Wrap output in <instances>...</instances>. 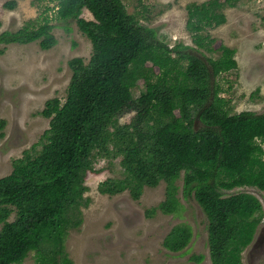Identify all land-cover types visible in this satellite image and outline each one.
Listing matches in <instances>:
<instances>
[{"label":"trees","instance_id":"obj_1","mask_svg":"<svg viewBox=\"0 0 264 264\" xmlns=\"http://www.w3.org/2000/svg\"><path fill=\"white\" fill-rule=\"evenodd\" d=\"M223 3L188 5L186 27L193 45L170 47L122 0L58 1L56 18L76 21L92 43V55L88 63L82 57L69 61L65 100L46 101L42 115L51 120L41 149L26 150L13 161L11 173L0 178V264H22L31 251L36 264H72L64 240L69 229L81 225L82 207L90 204L85 180L94 168L93 156L103 155L112 142L122 156L124 175L101 182V193L129 190L139 199L145 186L164 181L166 199L159 208L179 212L176 183L184 172V197L194 195L209 220L213 264H242L241 253L264 210L252 193L225 192L242 186L264 190V151L256 143L264 138V113H233L221 95L218 76L238 67L236 50L217 46L209 32L226 22ZM17 4L10 0L4 6ZM85 8L93 20L81 16ZM53 28L45 17L38 27L29 23L3 31L0 45L39 41L47 50L57 43ZM138 73L145 90L135 97ZM131 111L136 112L132 122L120 124L119 118ZM4 124L0 121L1 128ZM191 237V228L175 227L164 245L179 251Z\"/></svg>","mask_w":264,"mask_h":264},{"label":"rangeland","instance_id":"obj_2","mask_svg":"<svg viewBox=\"0 0 264 264\" xmlns=\"http://www.w3.org/2000/svg\"><path fill=\"white\" fill-rule=\"evenodd\" d=\"M7 1L10 0H0V33L18 31L29 23L38 27L49 17L57 43L47 50L40 47L39 41L0 45V121H5V126L0 127V178L11 173L13 161L26 150L35 145L41 149V136L51 120L42 115L46 101L51 98L64 101L72 76L69 61L82 57L88 63L92 55V43L76 21L56 18L59 0H17L14 9L4 6ZM122 1L141 24L154 29L160 41L173 47L177 43L193 45L186 27L187 7L208 0ZM222 1L221 12L226 22L209 32L216 38L217 46L236 50L238 67L218 76L221 95L228 100L233 113H264V16L261 14L264 7L258 0ZM81 16L94 19L86 8ZM214 56L218 57L219 53ZM146 66L153 67L155 74L161 73L151 62ZM143 90L144 78L138 73L134 96L138 97ZM135 114V111L123 114L119 123H131ZM121 159L114 142L103 155L93 156L94 168L85 180L88 186L85 196L90 204L82 207L81 225L69 229L64 240V254L72 264H192L189 260L193 255H205L206 262L212 264L208 219L194 195L184 197V172L176 183L182 207L179 212L164 213L159 208L166 199L164 181L155 187L145 186L139 199H133L129 190L115 195L99 191L101 182L123 177ZM238 192L252 193L264 204V190L256 187L242 186L225 193ZM14 218L15 213L9 219ZM183 225L193 231L189 246L180 252L167 249L166 237L173 228ZM22 264H36L35 251Z\"/></svg>","mask_w":264,"mask_h":264},{"label":"flooded vegetation","instance_id":"obj_3","mask_svg":"<svg viewBox=\"0 0 264 264\" xmlns=\"http://www.w3.org/2000/svg\"><path fill=\"white\" fill-rule=\"evenodd\" d=\"M261 203H262V201H261ZM262 207L264 210V204L263 203H262ZM206 217H207V215H206ZM207 219H208V217H207ZM208 224H209V220H208ZM191 232H192V237H193L192 229H191ZM192 237H191V239H192ZM191 239H190V241H191ZM190 241H189V243H190ZM189 243L182 250L186 249L189 246ZM208 247H209V254H210L209 232H208ZM182 250L175 251V252H180ZM205 258H206L205 255H193L190 257L189 262L192 264H208L206 262ZM210 260H211V255H210ZM211 262H212V260H211ZM241 263L242 264H264V213L262 214V216L259 219L253 240L247 245V247H245V249L241 253ZM212 264H213V262H212Z\"/></svg>","mask_w":264,"mask_h":264},{"label":"built area","instance_id":"obj_4","mask_svg":"<svg viewBox=\"0 0 264 264\" xmlns=\"http://www.w3.org/2000/svg\"><path fill=\"white\" fill-rule=\"evenodd\" d=\"M258 2L262 3V6L264 7V0H258ZM263 12H261L262 16H264V9L262 10ZM258 141V143H257ZM256 143L262 148V150L264 151V138H257ZM263 159H264V153H263Z\"/></svg>","mask_w":264,"mask_h":264}]
</instances>
